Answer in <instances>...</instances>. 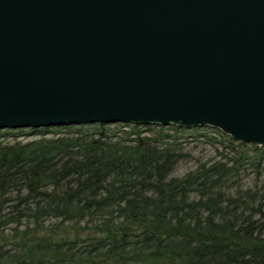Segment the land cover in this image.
I'll use <instances>...</instances> for the list:
<instances>
[{
  "label": "water",
  "instance_id": "1",
  "mask_svg": "<svg viewBox=\"0 0 264 264\" xmlns=\"http://www.w3.org/2000/svg\"><path fill=\"white\" fill-rule=\"evenodd\" d=\"M94 124L264 146V0H0V131Z\"/></svg>",
  "mask_w": 264,
  "mask_h": 264
},
{
  "label": "trees",
  "instance_id": "2",
  "mask_svg": "<svg viewBox=\"0 0 264 264\" xmlns=\"http://www.w3.org/2000/svg\"><path fill=\"white\" fill-rule=\"evenodd\" d=\"M105 132L0 142V264H264V185L175 177L167 135Z\"/></svg>",
  "mask_w": 264,
  "mask_h": 264
},
{
  "label": "rangeland",
  "instance_id": "3",
  "mask_svg": "<svg viewBox=\"0 0 264 264\" xmlns=\"http://www.w3.org/2000/svg\"><path fill=\"white\" fill-rule=\"evenodd\" d=\"M104 127L107 135H117L125 138L128 134H140L141 136H153L157 132H162L168 136V144L179 155L182 160L177 164L174 171L175 177H182L189 172L195 171L199 166H209L213 164L223 165L231 170L226 178L228 187H258L264 185V146L244 145L233 141L228 135L211 127L203 128H180L177 126H135L130 124H113V125H86L57 127L48 129H21V130H3L0 131V142L14 143L28 142L44 135L47 138L56 137L69 133H85L95 135ZM133 137V136H132ZM259 148V153L263 156L260 165H256L254 158L258 154L253 150ZM54 220H46L43 224L44 229H52ZM24 225L30 224L23 221ZM82 225V224H81ZM7 234H10L7 232Z\"/></svg>",
  "mask_w": 264,
  "mask_h": 264
}]
</instances>
